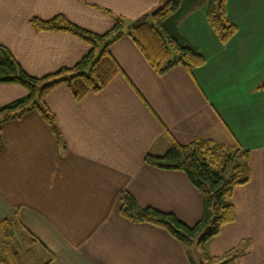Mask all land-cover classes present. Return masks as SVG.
<instances>
[{
  "label": "crops",
  "instance_id": "1",
  "mask_svg": "<svg viewBox=\"0 0 264 264\" xmlns=\"http://www.w3.org/2000/svg\"><path fill=\"white\" fill-rule=\"evenodd\" d=\"M166 0H0V43L22 70L39 78L73 67L88 50L62 32H36L31 18L64 16L102 35L115 18L134 21ZM206 2L177 26L203 56L187 72L174 66L159 75L128 36L108 51L119 73L98 92L74 99L60 85L44 98L61 141L35 111L0 119V222L36 241L47 264H189L183 246L166 231L119 214L120 194L140 207L173 214L185 225L201 215L202 197L179 171L148 165L174 140L205 139L249 152V181L230 202L224 225L207 253L218 257L244 241L229 264H264V0H226L237 29L221 44L205 19ZM5 36V38H3ZM27 91L0 84V108ZM44 262V263H45Z\"/></svg>",
  "mask_w": 264,
  "mask_h": 264
},
{
  "label": "trees",
  "instance_id": "2",
  "mask_svg": "<svg viewBox=\"0 0 264 264\" xmlns=\"http://www.w3.org/2000/svg\"><path fill=\"white\" fill-rule=\"evenodd\" d=\"M193 1L166 0L150 13L130 22L115 18L112 28L102 35L81 29L62 15L48 20L31 18L29 24L36 32L67 33L84 42L89 50L73 67L60 68L35 78L27 75L11 52L0 45V84L18 85L27 91L25 97L0 108V119H17L33 110L54 138L61 141L54 116L45 105V96L60 85L66 86L76 100L100 91L120 72L108 48L123 36L132 40L145 61L159 75L174 66H181L187 72L203 66V56L177 30L181 19L194 7ZM225 3L226 0H207L205 10L207 24L221 44H225L237 31L226 18ZM257 90H264V80ZM145 162L158 169L184 173L201 194V215L193 225L188 226L173 214L140 207L130 194L122 192L119 198L121 217L166 231L183 246L189 264H229L244 254L247 241L218 257H210L207 247L224 225L234 221L230 199L236 187L249 181L248 151L205 139H195L188 145L172 140L162 156H146ZM9 223L10 219L0 222V228L6 229L5 236L8 238L11 235ZM5 250L0 253V264H18L13 247L8 245Z\"/></svg>",
  "mask_w": 264,
  "mask_h": 264
},
{
  "label": "rangeland",
  "instance_id": "3",
  "mask_svg": "<svg viewBox=\"0 0 264 264\" xmlns=\"http://www.w3.org/2000/svg\"><path fill=\"white\" fill-rule=\"evenodd\" d=\"M204 1L207 2V0L193 1V3H195L194 7L198 6L201 2H204ZM3 38H5V36ZM0 45L3 47H6V45L2 43H0ZM5 230L6 229L4 227L0 228V253L6 251L5 249L8 248V245H11L13 247L12 251L13 252L15 251L16 252L15 254H17L18 256V259H17L18 264H45L47 263L45 262L47 260V254L44 252L43 249L39 247L38 244H36L35 240H33L31 237H27L25 234L19 231L15 233L14 237L8 238L5 236L7 234V232L5 233ZM196 256L197 255L195 254L194 257L196 258Z\"/></svg>",
  "mask_w": 264,
  "mask_h": 264
}]
</instances>
